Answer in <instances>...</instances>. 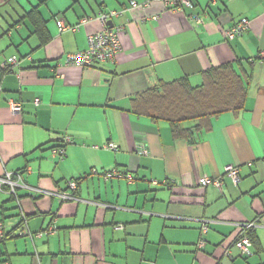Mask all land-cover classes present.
I'll return each mask as SVG.
<instances>
[{"label": "crops", "instance_id": "0c3cea01", "mask_svg": "<svg viewBox=\"0 0 264 264\" xmlns=\"http://www.w3.org/2000/svg\"><path fill=\"white\" fill-rule=\"evenodd\" d=\"M190 1L193 8L173 12L156 0H0V179L17 182L16 196L0 189V262L264 264V0ZM34 7L52 38L43 48L32 24L19 23ZM112 11H124L109 25L122 30L116 62L66 66L102 30L94 18ZM86 18L94 20L81 24ZM242 18L248 31L228 41L225 32ZM58 21L80 28L61 33ZM13 56L21 62L5 72ZM248 60L255 64L245 109L212 119L197 144L131 112V99L162 80L198 86L206 70L234 63L240 73L237 61ZM66 136L72 142L60 160L50 151ZM110 142L117 152L105 150ZM142 142L149 156L137 153ZM228 166L238 169V184ZM114 169L133 181L106 180ZM204 177L222 179V188H202ZM76 180L74 193L68 182ZM57 192L78 201L61 202ZM250 223L258 245L243 258L233 243ZM51 226L55 233L46 234Z\"/></svg>", "mask_w": 264, "mask_h": 264}, {"label": "trees", "instance_id": "16d2710c", "mask_svg": "<svg viewBox=\"0 0 264 264\" xmlns=\"http://www.w3.org/2000/svg\"><path fill=\"white\" fill-rule=\"evenodd\" d=\"M26 20L32 24L41 48L46 47L52 38L39 8L31 9L19 23ZM237 64L241 68L240 73L234 63L206 70L203 72V83L198 86L192 85L188 78L162 80L131 99V112L137 117H148L154 123H168L176 141L197 144L212 119L226 112L239 113L245 109L255 63L248 60L246 65L241 61H237ZM59 146L55 144L51 150ZM250 231L248 235L253 246L258 245L256 236Z\"/></svg>", "mask_w": 264, "mask_h": 264}, {"label": "built area", "instance_id": "2783aa9c", "mask_svg": "<svg viewBox=\"0 0 264 264\" xmlns=\"http://www.w3.org/2000/svg\"><path fill=\"white\" fill-rule=\"evenodd\" d=\"M160 3H163L165 8L169 11L173 12H183L187 8H193V4L190 0H156ZM147 4H144L146 6ZM132 8L139 7V4L136 2L131 3ZM124 11L117 12H107V13H100L95 20H97L102 30L94 35H90L88 38V45L89 48L85 52H79L76 54L68 55V58L66 60V66H74V67H80V68H89L94 67L96 65H104V64H111L115 63L117 56L121 52V41H120V34L122 33L121 29H112L109 27V23L112 21V19L120 17ZM93 18V17H92ZM92 18H86L82 21L81 24H87L94 19ZM153 20L157 21V17H153ZM195 20L199 24H203L204 21L200 17H196ZM59 30L61 33L65 31H72L77 32L80 28L79 25L74 27H68L64 25L62 21H58ZM250 27V21L247 18H242L238 22L234 24L232 28L227 30L225 32V37L228 41H232L237 38H241L245 35V33L248 31ZM259 60H264V52H261L259 55ZM21 60L18 56L11 57L7 63L3 64L1 68L3 70H12L15 66H18L20 64ZM36 105L40 104L39 100L35 101ZM10 109L13 112V114H18L22 111V105L20 103H11ZM72 142L71 137H63L59 142V147L54 148L52 150V156L58 159H64L66 157V147L68 144ZM105 150L117 152L119 150V147L113 143H107L104 146ZM137 153L139 156H149L150 151L148 149V146L145 142H142L139 144V147L137 149ZM226 176L229 177L234 184H238L240 182V175L239 171L234 166H228L226 167ZM113 178L118 179H126L129 182L133 181V176L131 174H125L124 172H120L118 169H114L111 172H107L105 174V179L110 180ZM154 185H157L158 183L156 181H153ZM223 181L222 179H215V178H209L204 177L199 181V185L202 188H207L209 186H215L218 189L222 188ZM79 181H69L68 187L69 189L76 193L78 190ZM17 182H15L12 178V175H6L5 178L0 179V189L2 190L4 187L7 188V191L11 193L12 195L16 196V189ZM52 196L58 197L61 202H67V201H78V198L73 196L72 194L68 192H57L53 193ZM26 221H24V228L26 226ZM243 227L240 228L239 236L234 241L233 245L236 247L240 253V256L245 258L252 255V248L253 243L251 241V238L248 235V231L251 230L254 227L253 223L242 225ZM23 228L21 230V233L29 234L22 236H30L33 238V234H31L28 231H26ZM119 229V228H117ZM55 226H51L49 229H47L46 234H53L55 233ZM209 228L208 226L204 227L203 233L206 234L208 232ZM43 233H39L38 237H41ZM7 238V231H6V225L4 221L0 220V245L6 240ZM205 245V241L202 239L200 241L199 247H203ZM0 264H10L9 262L2 261Z\"/></svg>", "mask_w": 264, "mask_h": 264}, {"label": "rangeland", "instance_id": "374dc122", "mask_svg": "<svg viewBox=\"0 0 264 264\" xmlns=\"http://www.w3.org/2000/svg\"><path fill=\"white\" fill-rule=\"evenodd\" d=\"M30 1L31 0H25V2H26V4L28 5V6H30L32 3H30ZM31 8V7H30ZM27 10H30V9H27ZM50 154H51V151H50ZM83 155H81V157H82ZM124 181H127L126 179L124 180ZM128 182V181H127ZM143 198H144V196H143Z\"/></svg>", "mask_w": 264, "mask_h": 264}, {"label": "water", "instance_id": "95a60500", "mask_svg": "<svg viewBox=\"0 0 264 264\" xmlns=\"http://www.w3.org/2000/svg\"><path fill=\"white\" fill-rule=\"evenodd\" d=\"M109 25H110L111 27H113V22H110Z\"/></svg>", "mask_w": 264, "mask_h": 264}]
</instances>
